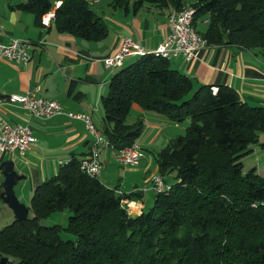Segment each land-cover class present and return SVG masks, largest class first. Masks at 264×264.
<instances>
[{"label": "trees", "instance_id": "trees-1", "mask_svg": "<svg viewBox=\"0 0 264 264\" xmlns=\"http://www.w3.org/2000/svg\"><path fill=\"white\" fill-rule=\"evenodd\" d=\"M55 2H59L55 6ZM150 5L179 9L184 0H110V8L134 12ZM191 23L207 45L256 49L264 59V0H193ZM15 7L39 24L53 9L52 26L89 41L107 33L106 23L86 0H25ZM194 86L191 77L169 60L147 52L121 65L100 96L96 128L106 148L134 143L143 122H125L132 104L187 121L183 133L156 152V170L173 175L166 191L153 192L152 203L129 216L124 200L139 192L118 193L78 167L84 155H70L55 173L35 185L28 202L32 216L0 229V255L13 264H264V178L242 170L240 157L264 132V106L249 105L227 85ZM164 180V178H163ZM67 210L64 227L40 219ZM65 230L74 239H62Z\"/></svg>", "mask_w": 264, "mask_h": 264}, {"label": "crops", "instance_id": "crops-1", "mask_svg": "<svg viewBox=\"0 0 264 264\" xmlns=\"http://www.w3.org/2000/svg\"><path fill=\"white\" fill-rule=\"evenodd\" d=\"M24 1L0 0V44H6L11 39L30 42L27 50L29 59L26 63L16 64L0 57V95L34 90L36 95L57 102L64 112L88 114L96 127L101 117L100 96L107 92L108 80L118 68H104L100 59L113 53L123 36L136 41L145 53L152 52L165 33L168 10L143 6L134 12L130 7L112 9L107 3L108 9L101 10L99 14L106 23L107 33L100 40L89 41L57 33L48 15L43 16L44 21L41 17L36 25L30 12L15 7ZM86 1L91 7L101 0ZM48 12L53 13V9ZM202 22L205 23L204 20ZM168 60L172 68L191 77L194 86L227 85L237 93L241 101L249 105L264 106V59L256 49L207 45L198 49L191 60H186L181 54ZM130 111L133 116L129 122L137 117L143 122L138 138L141 142L135 141L141 147L143 157L134 166H120L119 172H111L115 183H108V171L102 177L101 172L96 175L103 185L124 194L139 192L135 191L137 187L149 184L150 176L157 174L156 163L153 164V170L151 161L144 157V151H150L160 142L166 144L176 135H164L168 126L179 127L162 115L142 111L135 104L131 105ZM2 121L28 125L36 139L24 156L14 153L0 154V163H11V190L16 200L25 207L28 204H25L22 195L24 186L32 193L35 185L52 176L59 163L66 162L71 154L81 156L88 152L91 137L80 120L66 118L63 114L48 119L33 118L16 105H0V122ZM161 137L163 141L160 140ZM100 150L105 152V156L100 159V169L101 164L111 166V161L115 162L114 158H110L112 155H109L112 151L106 147ZM25 166L27 169L23 170ZM2 170L0 168L1 173ZM14 187L18 188L16 191L21 195L20 198ZM2 191L1 183V200ZM146 193L153 192H139L131 199L123 201L129 216L138 215L152 203L153 194ZM12 217L14 220L13 212Z\"/></svg>", "mask_w": 264, "mask_h": 264}, {"label": "built area", "instance_id": "built-area-1", "mask_svg": "<svg viewBox=\"0 0 264 264\" xmlns=\"http://www.w3.org/2000/svg\"><path fill=\"white\" fill-rule=\"evenodd\" d=\"M193 11V7L189 4H184L179 9L168 10L165 33L152 51L153 53L167 59L181 54L186 60H191L196 56L198 49L207 46L205 39L196 32L191 23ZM44 15H48L49 19L53 17L52 12H46L41 16L43 21ZM29 47L30 42L27 40L11 39L6 44H0V57L16 64H24L29 59L27 52ZM142 54H144V50L136 41L123 36L118 48L100 60L104 68L120 67L124 57ZM210 89L212 92L215 91L214 86H211ZM0 105H16L33 118L48 119L63 114L66 118L80 120L91 139L88 152L80 158L78 167L90 177L98 174L100 169L99 149L106 147L107 143L88 114L64 112L57 102L36 95L34 90L25 91L21 94L0 95ZM35 140L28 125L0 122V154L14 153L18 156H24ZM112 154L114 161L121 167L134 166L143 157V151L136 142L119 150H113ZM169 187L170 183L163 180L159 174H153L150 176L149 184H143L137 187L135 191L151 190L157 193L166 191Z\"/></svg>", "mask_w": 264, "mask_h": 264}, {"label": "rangeland", "instance_id": "rangeland-1", "mask_svg": "<svg viewBox=\"0 0 264 264\" xmlns=\"http://www.w3.org/2000/svg\"><path fill=\"white\" fill-rule=\"evenodd\" d=\"M185 2H189L191 0H184ZM110 0H101L98 4H94V5H91V8L97 13V14H100L101 13V10H106L108 9V5L107 3H109ZM146 6L148 7H151L150 5H147ZM155 8V7H153ZM157 10H159L158 8H155ZM204 29V24L202 21H197L196 22V25H195V30L198 32V31H203ZM136 56H126L124 57V60H123V65H125L126 63H129L130 61H132ZM130 59V61H128ZM117 70V68H116ZM132 111H130L126 117V120L125 122H129L130 121V117H132ZM187 124V121L184 120L182 122H179L178 123V128L177 127H173V125H170L168 126L166 129H165V134H168V136H173V135H178V134H182L183 133V127H185ZM171 127V128H170ZM182 128V129H181ZM171 131V132H170ZM169 137H165V138H169ZM139 136L137 137L136 139V142H141L139 141ZM161 141H163V137L160 138ZM164 144H162L161 142L158 143L157 145L155 144L154 147L149 151V150H145L144 151V157H146V159L151 163V166H152V169L154 170L155 166L153 165L154 163H156V152L159 150V147H162ZM249 148L251 149L250 151H248L247 153H245L244 155H242L240 157V161H241V164H242V170L243 171H246L250 168H254L255 172L260 174L263 178H264V132H259L257 133V142L255 144H250L249 145ZM109 155H112V153H110ZM99 160L102 159L104 156H105V152L104 151H101L99 149ZM112 156H110L111 160H112ZM112 165L111 166H108V165H105L104 164H101V169L99 170V172H101V177L103 175V173L105 171H108V173L110 174L109 178V184L110 183H115V178L113 179V177L111 176V172H119L121 170L120 166H118L116 164V162H113V160L111 161ZM17 168V167H16ZM18 169V168H17ZM23 170L27 169L26 166L25 168H22ZM164 180H166L167 182H174V178H173V175H166L163 177ZM2 180H3V175L0 171V188H1V183H2ZM21 183L23 184H27L25 183L24 181H21ZM18 188L14 187V190L15 192H17ZM151 195L153 193H146V195ZM22 195H24V198H25V204H28L29 202V198H30V195L31 193L27 190V186H24V189H23V192H22ZM17 196H19L18 192H17ZM21 196V195H20ZM19 196V198H20ZM68 211L67 210H62V211H56V212H53L51 214H49L47 217L43 218V219H40L39 220V223L41 225H44V226H50V225H54V224H57L61 227H64L66 225V222H67V216H68ZM26 216L28 217H31L32 214H31V211L30 210H27V213H26ZM13 220V217H12V212L11 210L7 207V205L0 199V229H2L5 225L9 224L11 221ZM60 234V237L62 239H70V240H73L74 239V235L72 233H69L65 230H61L59 232ZM14 260L10 257H6V256H3V255H0V264H13Z\"/></svg>", "mask_w": 264, "mask_h": 264}, {"label": "water", "instance_id": "water-1", "mask_svg": "<svg viewBox=\"0 0 264 264\" xmlns=\"http://www.w3.org/2000/svg\"><path fill=\"white\" fill-rule=\"evenodd\" d=\"M8 165V166H7ZM11 163L10 162H2L0 163V168H2L3 174V182H2V200L6 203V205L11 209L14 213V220L24 219L27 213V207L23 204L19 203L12 190L11 186L13 183V173L10 171Z\"/></svg>", "mask_w": 264, "mask_h": 264}]
</instances>
